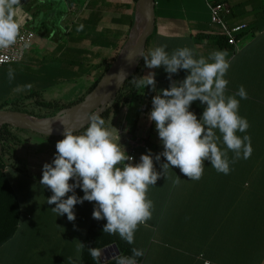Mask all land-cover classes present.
Returning a JSON list of instances; mask_svg holds the SVG:
<instances>
[{"label":"crops","instance_id":"1","mask_svg":"<svg viewBox=\"0 0 264 264\" xmlns=\"http://www.w3.org/2000/svg\"><path fill=\"white\" fill-rule=\"evenodd\" d=\"M33 1L19 0L12 7L13 17L23 21L36 36L23 61L0 68V106L8 101L11 94L17 95L15 101H20L19 104L38 108L41 102L60 101L67 85L81 84L82 92L89 90L103 70V60L118 56L128 40L139 2L85 0L81 4L72 1L71 5L65 3L61 11L55 8L59 0ZM155 1L156 24L147 50L161 44L167 45L169 53L177 48L188 47L197 57L205 58L213 51H226L227 59L231 62L225 77L229 81L226 93L231 95L243 85L248 99L240 100V114L246 118H261L264 113V0ZM210 2L227 5L229 12L223 13L222 19L229 27L248 25V29L240 35L239 50L236 51L230 45L225 47L217 44L221 28L219 24L212 23ZM141 63V75L155 71L157 88L169 87L170 81L163 67L147 69L144 61ZM10 70L14 76L12 79L8 75ZM186 74L185 70H181L173 75V79L182 80ZM75 76L78 79L71 81ZM148 90L149 98L152 99L155 93L150 87L146 88ZM136 97L135 95L134 98ZM139 98L142 101L143 98ZM144 98L146 100L147 96ZM133 101L136 105L124 109L118 117L117 126L126 128L121 129L125 132L129 129L122 120L128 123L138 120L139 127L132 132L147 137L153 143L150 150L157 148L155 154L162 152L163 146L153 122L148 118L144 102ZM191 110L194 111V103ZM144 124V131H140ZM19 131L28 130H15L16 135L24 140ZM24 137L29 141L33 139L29 134ZM49 139L35 150L25 152L27 155L18 156L17 149L14 151L15 157L25 167L18 166L24 171H14V178L25 181L40 194L32 197L29 211L21 204L23 216L20 226L15 236L0 246V253L3 254L0 255V264H81L82 252L78 255L77 247L84 242L92 225L104 227L107 223L106 219L93 218L95 204L88 201L75 206V221H69L66 214L56 217L53 213L51 208L55 205L47 203V198L52 195L51 190L40 185L41 178L32 179L30 175L32 172L42 177L43 165L53 160L58 140ZM126 139L128 151L132 146V139L127 136ZM140 151L148 152L137 149L134 162ZM161 162H164V158ZM29 163H32V170H29L30 166L27 167ZM156 168L160 170L159 162H156ZM201 181L204 180L201 178ZM194 184L198 186L200 181L196 183L182 175L179 168H170L155 186H149L147 197L153 204L152 216L145 224L138 226L133 244L146 252H152L155 248L166 249V241L160 238L170 235L174 230L172 226L182 223L180 219L188 222L194 220ZM76 194L81 197L84 195L79 191ZM187 231L191 232L192 228ZM117 235L119 236L118 233ZM12 245L17 246L16 254L14 260H8L7 254ZM103 250L104 248L100 250L102 257L99 264H106L114 259L115 250ZM35 252L36 259H27L28 254L34 255ZM179 252L190 253L186 249H180Z\"/></svg>","mask_w":264,"mask_h":264},{"label":"clouds","instance_id":"2","mask_svg":"<svg viewBox=\"0 0 264 264\" xmlns=\"http://www.w3.org/2000/svg\"><path fill=\"white\" fill-rule=\"evenodd\" d=\"M18 2L0 0V48H8L17 40L19 26L13 19L12 7ZM139 55L145 68L163 67L170 81L169 87L158 89L155 71L131 79L137 89L150 87L155 93L148 118L155 124L163 151L153 154L148 150L134 162L135 157L120 143V136L97 112L89 117L83 131L65 126L63 139L56 143L53 160L43 165L39 182L52 192L47 203L55 205L51 209L56 217L66 214L69 221H75L77 204L95 202L93 218L107 221L103 232L118 233L129 244L135 242L138 226L151 219L153 204L147 197L149 186H155L170 168H179L182 175L198 181L204 174L205 161L227 175L231 163L241 155L250 158L253 151L251 137L238 135L247 133L250 127L239 111L240 100L248 99L247 90L241 85L235 93H226L229 81L225 77L231 67L226 51L216 50L205 58L197 57L188 47L169 53L167 45L161 44ZM126 61L136 62L135 55L129 54ZM181 70L187 72L185 78L173 79ZM8 75L9 79L14 78L11 70ZM115 76L117 85L128 79L124 68ZM196 101L204 105L199 118L191 110ZM228 151L234 153L232 161ZM154 162H159V171ZM77 188L83 191L82 197L76 194ZM83 247V243L77 247L78 255ZM90 254L99 264L102 251L90 247ZM133 255L142 256L143 251L134 248ZM118 264H135V261L121 257Z\"/></svg>","mask_w":264,"mask_h":264},{"label":"trees","instance_id":"3","mask_svg":"<svg viewBox=\"0 0 264 264\" xmlns=\"http://www.w3.org/2000/svg\"><path fill=\"white\" fill-rule=\"evenodd\" d=\"M219 37L217 44L228 47L226 37L221 33ZM148 45L149 40L147 48ZM116 59L117 56L103 60V70L94 84ZM142 64H139L133 77L141 76ZM77 79L75 76L71 81ZM131 79L118 93L113 106L101 115L102 118L106 119L113 109L116 110L123 99H133L137 88L132 85ZM83 99L84 96L67 104L41 102L38 108L30 105L23 108L20 107V101H14V106L9 110L45 118ZM8 104V101L4 102L0 110L7 109ZM203 108L204 105H200L199 101L194 102V112L198 118ZM261 116L255 119L247 118L250 124L247 133H238L251 137L253 151L250 158L244 159L241 155L230 164L231 171L227 175L217 172L205 161L202 176L204 181L195 180L196 183L200 181V185L194 184V220L188 222L180 219L182 223L179 226L173 223L175 225L172 226L174 230L171 234L160 238L166 241V249L155 248L152 252H146L134 244L127 243L117 234L103 232V226L94 224L83 242L81 264H97L90 254V247L100 251L114 243L118 245L120 255L106 264H118L121 257L132 258L141 264H205L206 260L212 264H261L264 259V113ZM14 130L16 129L10 125L0 128V246L15 236L23 216L20 194L13 185V172L23 171L15 161L13 147L15 148L19 140ZM135 130L136 126H133L131 131ZM148 143L151 148L153 143L149 140ZM220 146L224 147L222 142ZM228 158L232 161L234 153L228 151ZM190 228L192 231H187ZM134 248L142 250L143 255L134 256ZM180 249H186L190 253H180Z\"/></svg>","mask_w":264,"mask_h":264},{"label":"water","instance_id":"4","mask_svg":"<svg viewBox=\"0 0 264 264\" xmlns=\"http://www.w3.org/2000/svg\"><path fill=\"white\" fill-rule=\"evenodd\" d=\"M155 0H139L136 19L128 40L120 51L117 59L109 70L100 78L97 85L84 97L83 100L72 106L60 110L57 114L39 118L28 113L3 109L0 110V128L10 125L19 130L33 131L46 136L63 137L65 126L73 127L77 132L82 131L89 122V117L99 112L102 115L116 100L123 86L136 73L139 64L143 61L139 53L146 51L150 36L156 24ZM134 54L136 62L129 64L126 57ZM124 68L128 79L117 85L115 74ZM59 120L64 121L63 125ZM115 250L116 258L120 255L117 244H112L103 251ZM261 264H264V259Z\"/></svg>","mask_w":264,"mask_h":264},{"label":"rangeland","instance_id":"5","mask_svg":"<svg viewBox=\"0 0 264 264\" xmlns=\"http://www.w3.org/2000/svg\"><path fill=\"white\" fill-rule=\"evenodd\" d=\"M59 1L60 2H58L57 5L55 6V8H57V9L59 8V10H61L63 8V5L65 3H68V4L71 5L72 1H74L76 3H80L81 2V4L85 3V0H59ZM64 9H65V7H64ZM97 83L94 84V86L91 88V90L97 85ZM82 89H83V87L81 86V84H77V85H74V86H68L67 85L65 87V89L63 90L61 96H60L61 100L60 101H55V102H58L59 104H67V103H71V102H74V101L78 100L79 98L82 97V95L85 97L89 93L88 92L89 90H86V91L82 92ZM134 95H136L137 97L134 98L135 96H133L132 100L130 99L129 101H127V100L124 101V99H123V101L121 102L119 107L116 110L113 109L114 111L112 110L110 115L105 119L106 124H108L112 128V130L114 131V133L116 135L120 136V143L126 149L128 148V146H127L128 143L126 142L127 139H126V135H125L126 131L125 132L122 131V130H125L126 128L122 129L121 127L117 126L118 123H119V121H118L119 118L118 117L122 114V112L124 111V109L127 106H130V107L133 106L134 107V105H136L133 100H139L140 102L143 101L145 110H147L149 108V105H148V102H149V99H150L149 98V90L146 91V89L145 90L136 89ZM139 96L141 98H143L142 101L140 100ZM144 96H147L146 100H145ZM16 98H17L16 94H11V95L8 96V103L9 104L7 105V109H11L14 106L13 102L15 101ZM113 104L111 106H113ZM20 107L25 108V107H27V105H24V106L21 105ZM28 107H29V105H28ZM122 121H125V123H126L125 126L128 127L129 130H131V128L133 126H136V129L139 127L138 120H135L132 123H128L126 120H122ZM122 121H121V123H122ZM148 124H149V120H148ZM144 127H145V124H144V126H141L139 130L140 131H142V130L144 131ZM14 132H15V130H14ZM18 133L24 139V140H22V139H20V137L17 136L18 140H19L17 142L18 144L15 146V148L13 147L14 151H15V149H17L18 156L27 155L25 152L29 153V152L35 150V148L38 147L40 144L41 145L44 144V141L46 139H49V138L45 137L44 135H41V134H38V133H34L33 131L32 132L31 131H19ZM28 134L33 138L30 141L28 140V138L26 139V137H24V136H27ZM145 134L147 135V133H145ZM50 138H53V139H49V140H56V141L63 139V137H55V136H50ZM22 142H23V144H22ZM155 149H157V148H155ZM155 149L151 151L153 154H155V151H156ZM13 150H11V151L13 152ZM144 153L145 152H143V151L142 152L141 151L138 152V155H137L138 159H137L136 162L139 161V158H140L141 154H144ZM16 159H15V161H17V165L18 166H22V168H25L24 167V163H22L21 161H18L19 158L16 157ZM154 163H156V162H154ZM31 165H32V163H29L27 165V167L30 166L29 170H32ZM26 169L28 170V168H26ZM15 175H17V174H15ZM30 175L33 177L32 179L42 178L40 176V174H36V173H32V172H30ZM177 182L178 181H176V183ZM13 185H14V187H16L18 189V191H20L19 194H20V202H21V204L23 205V207H25V209L27 211H29L31 209L30 203H31L32 197H38L40 192L39 191L37 192V190H35L33 187H30L28 184L25 183V181L21 180L20 178H14L13 177ZM16 248H17L16 245H12L11 248H9V253L7 254V259L8 260L9 259L10 260H14V256H15L16 250H17ZM36 254H37V252H35L34 255L28 254L27 259H29V260H31L33 258L36 259V257H35V256H37ZM0 255L2 256L3 254L0 253Z\"/></svg>","mask_w":264,"mask_h":264},{"label":"built area","instance_id":"6","mask_svg":"<svg viewBox=\"0 0 264 264\" xmlns=\"http://www.w3.org/2000/svg\"><path fill=\"white\" fill-rule=\"evenodd\" d=\"M34 1H44V0H34ZM210 10H211V19L212 23L220 25V32L223 34L228 40L229 45H231L236 51L240 48V35L248 29V25H238L234 27H229L224 20L222 19V14L229 12V8L224 3L210 2ZM14 21L19 26L18 36L16 42L9 46L8 48H0V68L5 65L18 63L23 61L26 52L32 47L35 40V32L25 26L24 22L14 18ZM152 99H149V108L145 110L147 115L149 114L152 104ZM125 135L132 139V146L127 151L129 155L135 157L137 149L150 150V145L148 143V139L145 136H139L134 134L131 130L125 132ZM76 192L83 191L80 188L75 190ZM84 194V193H83ZM95 204V202H91ZM135 261V260H134ZM135 264H141L138 261H135ZM205 264H212L209 260L205 261Z\"/></svg>","mask_w":264,"mask_h":264}]
</instances>
